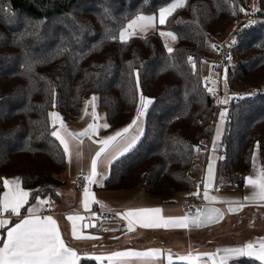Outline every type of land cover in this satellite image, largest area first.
Instances as JSON below:
<instances>
[{
    "label": "trees",
    "instance_id": "16d2710c",
    "mask_svg": "<svg viewBox=\"0 0 264 264\" xmlns=\"http://www.w3.org/2000/svg\"><path fill=\"white\" fill-rule=\"evenodd\" d=\"M256 1L253 25L244 16L252 0H187L162 26L177 37L169 54L159 33L126 42L119 33L137 15H157L174 0H0V194L4 177L17 174L31 191L30 204L37 196L58 202L67 157L50 135L49 113L74 119L96 94L111 132L132 122L143 95L153 100L143 135L113 161L103 189L142 187L163 204L182 195L198 201V167L206 163L199 144L212 141L222 108L204 83L206 49L234 29L227 85L234 93L263 89L264 0ZM227 117L217 182L241 192L255 151L264 157V90L240 101L232 95ZM231 263L264 261L243 256Z\"/></svg>",
    "mask_w": 264,
    "mask_h": 264
},
{
    "label": "crops",
    "instance_id": "0c3cea01",
    "mask_svg": "<svg viewBox=\"0 0 264 264\" xmlns=\"http://www.w3.org/2000/svg\"><path fill=\"white\" fill-rule=\"evenodd\" d=\"M232 30L235 31L234 29ZM163 38L167 48H172L174 46V40L169 42L168 39H166V36H163ZM211 45L213 44L209 43L207 46L206 57L209 59L212 65L213 62L218 60V55L215 49L211 47ZM86 102L89 103L86 104ZM93 103L95 104L94 109ZM93 111L95 112V118L92 115ZM60 117L62 118L64 124L67 126L68 131L74 133L83 131L85 128L88 127L89 124H96L98 126L96 132L92 134L91 140H89L87 137H83L81 138L83 140V143L79 144L78 147H76L75 145L73 146V153H75L76 151H79L80 153L79 159H76L75 155H73V158L69 160V158L66 156L67 172L65 179L67 183L59 190L60 199L58 200L57 205H55V201L51 198H39L40 200L48 201V203L50 200L53 201V204L51 205L50 209L51 216L57 221L62 239L65 240L66 245L68 247L73 248V250L77 252L78 256H80L78 264H81L82 260L85 258L95 259V257L97 256L102 258L101 260H99V262H104L103 264H106L105 262L124 264V262L121 260H108L107 257L115 252H144L151 249L161 250L160 255L153 258L152 264H171L174 261L191 264H213V260H215V264H220V258L224 256L225 253L219 250L225 248L245 246L239 245L238 243L231 244L230 241L221 243V239L223 237H221L222 232L220 228L224 225L226 221L236 219L237 222L238 220H241L240 215H242L243 212L251 209L252 207L264 206V201H250L245 199V197L251 196L253 192L252 187L250 185H247V179L245 180L244 187L241 192L226 190L227 188H233V186L231 187V185L218 184L217 164L219 158L222 156L221 140L224 134V122L221 123V121H218L219 124L217 125L212 141L210 140L207 143V145L209 146V151L203 154L204 156H206L205 166H201L200 164L198 167L200 172L203 174V187L201 189V192L199 193L198 201H194L199 204L198 209L195 213H190L185 212L184 210V205L190 203L186 199L185 195L179 196L177 201L173 204H163L158 199L148 196L144 188L142 187H137L128 191H107L103 189L113 161L128 153L138 143V141L143 135V131L138 133V135L136 136L138 138L135 140L134 143H132L131 147H128L127 151H123V154H121L120 152L116 154L115 158L111 161L112 163L108 166V170L103 173L104 175L101 173L100 170L101 164L98 166L97 171L98 173H100V175H98L96 179L99 181V183L92 184L91 193L94 194L95 199L98 200L100 203H92L89 209H85L82 204L83 192L79 188L70 185L68 181L70 178L75 177L80 170L88 173L90 169V166L88 164H90L91 158L92 156H94L95 151L98 150L100 147L99 141L106 138L107 136L114 135L117 131H120L123 128L107 132V129H105L104 127H100V125L106 123L107 119L105 120L106 114L104 116V112L99 104L98 98L94 102H92V97L87 98L84 101L82 111L78 117L67 121L64 120L61 115ZM56 127L59 128V123L56 125ZM134 127L135 126H133V128L129 130L126 136L134 129ZM218 128L221 129V135L220 138L217 140L216 136ZM102 129L104 130V132L102 131ZM214 142L216 145L215 150H213ZM87 155L89 157V161ZM210 163L214 165V170L212 181L211 183H208V166ZM261 171H264V164L262 158L260 157L259 150H256L253 156L251 169L248 172L246 178L251 176L253 177V179H255ZM17 177L20 178L21 187L23 188L21 175H6L4 179L12 180ZM205 184L208 185L206 189L208 196L214 197L215 199H204ZM4 191H6V189H4ZM26 191H28L31 195V191ZM2 195L3 193L0 194V196ZM28 203L24 206V208L21 209V217L26 216L28 214L26 209L35 206L37 200H35L31 204ZM240 205H243V207L240 208L239 211H228L230 207L239 208ZM94 206H98L102 209H113L118 211L119 216L122 217L127 222V224L128 220L124 218V214L128 211H134L142 208H160L162 209L161 215L164 217L187 216L190 219L194 217L197 213H202L204 209L215 208L219 209L220 212L223 213V216L222 218L214 220V222L208 223L207 225L202 227L143 228L136 224L134 226V231H128L126 234L121 235L108 236L99 233L95 228V225L85 219L84 212L91 210ZM44 209L45 207L42 208L40 214L44 212ZM252 210L254 209H251L250 211ZM77 214L83 217L82 220L76 222L78 225L79 232L82 236L85 237L84 239L80 240L74 239L72 237L71 222L67 219L69 215ZM2 215L4 218H7L11 221V223L6 227L14 226V224L18 223L20 219L15 216H7V213H3ZM4 239H6V229H0V246H2V241ZM252 244L254 245V249L258 250L259 243ZM209 253H216L217 255L215 257L210 258L208 255H206ZM182 257L184 259H181ZM246 257L255 258V256ZM236 258L239 257H233L231 254H229V259L226 261V264H231V261ZM130 264H144V261L137 258H131Z\"/></svg>",
    "mask_w": 264,
    "mask_h": 264
},
{
    "label": "snow or ice",
    "instance_id": "6c2138e0",
    "mask_svg": "<svg viewBox=\"0 0 264 264\" xmlns=\"http://www.w3.org/2000/svg\"><path fill=\"white\" fill-rule=\"evenodd\" d=\"M185 6V0H174L173 3L166 7H162L159 10L158 24L165 25L168 17H170L173 12L180 7ZM259 11V9H254ZM4 11L0 9V12ZM241 12H245V9L240 8ZM247 14V13H245ZM157 23V17L155 16H145L137 15L132 19L119 33V39L122 42H126L127 38L137 32L144 33L150 28H154ZM245 25V27H249ZM160 36L170 37L175 40L177 37L172 32L159 33ZM237 40L232 39L229 47L235 45ZM213 49H217V45H211ZM218 50V49H217ZM169 54L173 52L171 47L167 48ZM226 59H231V56H226ZM188 63L191 64L193 68L196 67L195 60L189 56ZM226 83V81H225ZM136 84L139 87V74L136 73ZM209 93L214 94V88L207 89ZM97 98L92 97V102ZM228 100L219 101V103H227ZM89 102H86V104ZM153 103L151 98H145L143 95L140 96V107L137 109L136 118L125 128L117 131L114 135L107 136L106 138L99 141L100 147L95 151L94 156H92L90 161V169L88 175L84 179L91 184H98L99 181L96 179L100 173H98V166L105 163L111 159L115 158L117 152L123 154V151H127L128 147L132 146V143L138 137H132L131 142H128L126 134L129 132L133 126H136L137 131H140V127L137 123L138 120L144 115V110ZM54 106V105H53ZM95 104L93 103V109ZM87 114V113H86ZM51 117V123L53 131L50 135L55 137L60 145L63 146V151L65 156L71 160L73 155L76 159L80 158L79 151L73 153L72 149L75 145L78 147L79 144L83 143L81 138L87 137L89 140L92 139V134L97 130L96 124H89L87 128L83 131L74 133L67 129L59 113L51 112L49 113ZM95 118V112L92 113ZM226 112L221 111L219 114V119L221 123L224 122L226 118ZM59 123V128L56 125ZM100 127L107 128L109 125L107 123L100 125ZM221 135V129H217L216 139L218 140ZM125 144L127 146H125ZM215 142L213 144V150H215ZM258 147V145H257ZM199 151V149H196ZM223 159V157H221ZM214 165L212 163L208 166V183H211L213 177ZM247 185H250L253 189L252 195L245 197L246 200L250 201H264V171H261L255 179L253 177H247ZM208 185L205 184L204 199H215L214 197H209L207 193ZM3 188L6 191L0 196V229H6V239L2 241V246H0V264H78L80 256L73 248L68 247L64 239H62L61 232L59 230L57 221L51 215H41V210L45 206H50L48 201L40 200L37 196L35 199L37 203L33 207L26 209L27 215L21 217V209L28 203L30 193L21 187L20 178H14L12 180L4 179ZM195 195V193H194ZM92 203H100L95 199L94 194L91 193L89 187L85 186L83 189V200L82 204L85 209H89ZM243 205L237 207H230L229 212H236L242 208ZM162 209L160 208H142L134 211H128L124 214V218L128 220V231H134V226L138 224L143 228H189V227H202L208 223L214 222L222 218L223 213L219 209H204L202 213H197L191 219L187 216L182 217H164L161 215ZM3 213H7L9 216H15L20 218L18 223H15L12 227H6L11 223L7 218L3 217ZM67 219L71 222V235L74 239L80 240L85 237L81 235L78 230L77 221L82 220L83 217L77 215H69ZM92 238V237H89ZM225 253L224 256L220 258V264H226L229 259V254L233 257L242 256H255L256 259L264 261V241L259 242L258 250L254 249L252 243H248L243 247L225 248L219 250ZM160 249H151L144 252L137 251H124L115 252L107 257L108 260H121L124 264H130L131 258H137L144 261V264H152L153 258L160 255ZM210 258L215 257L216 253L206 254ZM96 260H101L102 258L97 256ZM181 259H184L183 257ZM215 264V260H213Z\"/></svg>",
    "mask_w": 264,
    "mask_h": 264
},
{
    "label": "built area",
    "instance_id": "2783aa9c",
    "mask_svg": "<svg viewBox=\"0 0 264 264\" xmlns=\"http://www.w3.org/2000/svg\"><path fill=\"white\" fill-rule=\"evenodd\" d=\"M244 14L247 21L252 22L253 25L257 21V14L255 10H247ZM234 32V31H233ZM231 33L230 35H227L226 37H223L216 42H214L215 45H217V49H215L216 53L218 54L219 58L217 61L213 62L212 64V73L217 75V78L219 79V84L217 85L215 89V93L212 94L215 98L218 105H223L222 103H219V101L223 100V97H225V94L230 95V97L233 95L237 97V101H240L245 96H255L259 92H261L263 89L259 88H251L245 92H238L234 93L231 91L230 87L227 85V74L224 78V73H227L230 63L225 60V54L228 50H230L235 45L229 47V44L231 43L232 39L234 38V33ZM226 79V83H225ZM205 85L208 86H214V83L211 81V76L205 77L204 80ZM223 84H226V92L223 90ZM211 88V87H208ZM227 115L225 120H227ZM220 121V119H219ZM208 141L202 140L200 142V146L202 148L203 153H207L209 151V146L207 145ZM222 154H225V151L222 150ZM88 173L80 170L78 174L75 177H72L69 179V183L72 186H75L79 188L82 192L85 186L89 187V189H92V184L89 185L88 182L84 179L85 176H87ZM53 204V201H49L50 206H45L44 212L41 215H51V205ZM199 204L197 202H190L186 205H184L185 212L195 213L198 209ZM7 216H9L7 214ZM85 219L89 222H92L95 225V228L99 233L105 234V235H121L126 234L128 232V224L127 222L119 216L118 211L113 209H102L98 206H94L91 210L84 212ZM12 217V216H10Z\"/></svg>",
    "mask_w": 264,
    "mask_h": 264
},
{
    "label": "rangeland",
    "instance_id": "374dc122",
    "mask_svg": "<svg viewBox=\"0 0 264 264\" xmlns=\"http://www.w3.org/2000/svg\"><path fill=\"white\" fill-rule=\"evenodd\" d=\"M186 1L187 0H185V3H186ZM257 6H258L257 1L252 0L250 9L251 10L257 9ZM178 9L179 8H177L176 10H178ZM154 16L157 17V23H156V26L154 28H150L144 33L137 32L136 34L128 37L127 40L130 39L131 37L147 36L149 34L160 33L161 31L171 32V31L163 28L162 27L163 25L158 24L159 12L157 15H154ZM232 32H233V30H230L227 35H229ZM166 39H168L169 42L172 41V39L170 37H167ZM174 41H176V39ZM211 67H212V65L210 62H205V64L203 65V75H204V77L211 76V81L214 83V86H208V87L216 89L217 85L219 84V79L217 78V75L212 73ZM226 74L227 73H224V78L226 77L225 76ZM226 79H227V77H226ZM226 79H225V81H226ZM223 90H224V92H226V84H223ZM93 96L98 98V95H96V94L92 95L91 97H93ZM91 97H89V98H91ZM225 99H227L228 102L223 103V106L221 109H222V111H225L227 114V104L231 100L230 95L225 94V97H223V100H225ZM139 107H140V103H139ZM149 107H150V105L147 107V109L144 110V115L140 118V120L137 121V123L140 127V131H137V128L135 126L134 129L126 136L128 142H131L132 137H136L138 135V133L143 131L144 124H145V118H146V114L148 112ZM103 112H104V116H105V110L104 109H103ZM105 120H106V117H105ZM106 123H107V120H106ZM103 129H102V131L104 132ZM105 129H107V128H105ZM87 157H88V155H87ZM260 157L264 160V157L262 155H260ZM88 161H89V157H88ZM111 161H112V159L105 162V163H102L100 165V170H101L102 174L104 172H106V170H108V166L112 163ZM88 165L90 166V164H88ZM55 205H57V202H55ZM251 209H254V210L250 211ZM251 209L243 212V214L240 215L241 220H238L239 222L238 221L236 222V219H235V220H231V221H226L224 223V225L220 228V230L222 232L221 237H223L221 239V243L230 241L231 244L232 243H238L239 245L243 246V245H246L248 243H259L260 241H264V206L252 207ZM216 241H218V240H216ZM216 241H215V243H216ZM101 263H104V262H101ZM105 263L106 264H116V263H110V262H105ZM231 264H237V263H231Z\"/></svg>",
    "mask_w": 264,
    "mask_h": 264
}]
</instances>
